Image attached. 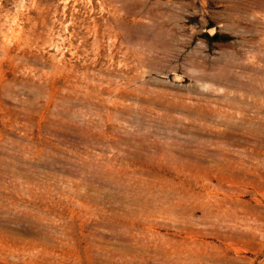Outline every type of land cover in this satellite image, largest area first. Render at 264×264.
<instances>
[{
  "label": "rangeland",
  "instance_id": "1",
  "mask_svg": "<svg viewBox=\"0 0 264 264\" xmlns=\"http://www.w3.org/2000/svg\"><path fill=\"white\" fill-rule=\"evenodd\" d=\"M0 264H264V0H0Z\"/></svg>",
  "mask_w": 264,
  "mask_h": 264
},
{
  "label": "trees",
  "instance_id": "2",
  "mask_svg": "<svg viewBox=\"0 0 264 264\" xmlns=\"http://www.w3.org/2000/svg\"><path fill=\"white\" fill-rule=\"evenodd\" d=\"M214 38L217 41H228L229 39H231V37H229V36L220 37L218 34H216V36H214Z\"/></svg>",
  "mask_w": 264,
  "mask_h": 264
}]
</instances>
